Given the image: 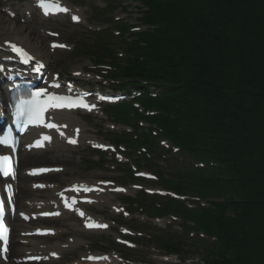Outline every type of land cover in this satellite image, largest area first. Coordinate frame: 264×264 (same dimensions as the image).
I'll return each instance as SVG.
<instances>
[{
  "label": "trees",
  "instance_id": "16d2710c",
  "mask_svg": "<svg viewBox=\"0 0 264 264\" xmlns=\"http://www.w3.org/2000/svg\"><path fill=\"white\" fill-rule=\"evenodd\" d=\"M141 2L153 29L120 71L130 88H160L159 99L145 100L161 113L152 122L216 165L184 182L223 201L192 218L217 239L206 264H264V0Z\"/></svg>",
  "mask_w": 264,
  "mask_h": 264
},
{
  "label": "rangeland",
  "instance_id": "374dc122",
  "mask_svg": "<svg viewBox=\"0 0 264 264\" xmlns=\"http://www.w3.org/2000/svg\"><path fill=\"white\" fill-rule=\"evenodd\" d=\"M70 1L73 4L81 5L82 6V12H83V23L85 25L82 26H72L68 23L67 19H63L61 21H54V22H42L38 17H31L33 18L29 23H24L21 18H18L16 21H10L13 23V26H15L17 31L20 35H27L31 37L32 42L37 44L41 48V53L43 54V57L46 61H48L51 68H53L55 71H59L60 73H69L70 75L74 70H83L85 73L89 75V79L91 83L95 85L101 84V86L105 88H109V84L107 82H102L98 78L99 76V69L92 68L91 61L89 60V56H96V57H106V55L101 51L96 49L94 46H91L93 42H95V37L90 35L87 31H89L87 28L88 26H92L94 28H100L103 29L102 31L106 30V32L109 33L110 30L114 29V23H121L126 26H131L133 28V32L138 29L140 22L143 23V16L146 11L140 12L141 6L144 7V4L139 0H132V2H126V0H117L118 4H123V9H117V10H111L108 11V9L105 7V1L100 0H65ZM27 2V0H21L20 3ZM115 5V4H112ZM104 11L110 13V15L104 16L103 18H96L92 11ZM95 15L100 16L101 14L99 12H94ZM7 19L6 15L0 13V22H3ZM120 19V20H117ZM87 23V25H86ZM4 26L3 24H1ZM14 28V29H15ZM57 31L60 33V41L67 42L74 46L73 52H56L54 54L49 53L47 50V42L48 39L44 36V30H50ZM120 32H122L123 28L118 29ZM90 32V31H89ZM112 33V32H110ZM113 34V33H112ZM133 34V33H132ZM44 39V40H43ZM105 40H98L96 43H104ZM95 45V43H93ZM83 51H88L90 54L88 56H81L76 57L73 55V53L79 48ZM139 50L136 48V44L133 43V37H132V55H135ZM121 52H118V55H120ZM109 61L110 60H106ZM96 71V72H92ZM79 83H84L83 78L79 77L75 80ZM78 120H80L81 124L85 127H88L89 131L91 133H94L93 130H98V139H104V127L107 128L109 124H111L110 120L106 121H99V119H94L92 117H86L88 120L83 123L80 117H75ZM84 119V118H83ZM146 126H143L142 129H145ZM134 131L132 130V134L134 135ZM106 135V134H105ZM104 140H108L105 138ZM159 146H161L160 142H157ZM140 150L134 149L132 151V162L137 161L136 157L138 156ZM69 155L73 157V163H69L67 168H65V172L60 175V178L63 179L61 183L67 184L68 182L76 179H83V180H90V179H111L112 181L127 186L128 184L132 183V191L128 192L126 196L122 197H114L111 196L112 199H119L123 202V199L126 197L135 198L136 192H133V186H143L149 189H155V190H163L158 183L159 180L155 183H146L143 181H137L138 179L135 178L136 172H148L146 168H137V170L132 169V182H122L120 178L122 177V173L118 172V168L116 170L112 167L111 159L112 156L107 155L104 162L106 163L105 166H102V164H98L96 162H93L92 165L82 164V161L92 160L94 158V153L90 152L88 150L79 148L76 150H72L71 152L68 151ZM177 159L178 163L173 160V158H169L167 160L164 158L165 161L162 159H157L155 163H158L160 165L161 169V175L163 176V180H171L174 182V185H176L179 188H182L184 182H190L192 183L195 181L193 178L185 179V177L188 176H194V174L189 175L187 172H183L182 170V158L178 157ZM154 172V171H153ZM155 173V172H154ZM166 175V176H165ZM195 177V176H194ZM58 179V178H56ZM59 180V179H58ZM61 181V180H60ZM129 188V186H127ZM158 187V188H157ZM160 187V188H159ZM126 209L131 213L130 217L127 219L122 218L121 216H114L110 215L109 211L105 210L104 213L105 218H111V221L115 223L116 221H122V224L126 226L127 228L132 229V231L136 234L135 238L132 239L133 242L138 244V247L132 252V255L129 257L131 260H134L137 263H144V264H203L201 259V256L198 253L189 254L191 260L187 261L186 263H181V261L176 260V258H172L171 262H162L161 261V255L164 254L159 253L157 250H155L151 244L150 247H147L145 245H141L139 242H141L142 237H144L143 231H146L150 235L154 232L151 230V227L155 229L156 225L154 226L152 220L148 218L144 213L140 211L131 210L126 205H124ZM227 216L234 217L233 213L230 211L228 212ZM66 223L70 225L71 227L66 229V236H71L74 238H85L89 243L92 242V246L94 248H97L99 244L97 243L99 240L103 243H105L104 247L110 249V242L113 241V238L115 236V230H113L112 236H110L109 233L99 234V235H91V234H83L80 232L79 227L73 222V220H66ZM158 228V227H156ZM160 229V228H158ZM164 229L166 232H177L178 234L182 233V230L180 228H177V226H168L166 224V228L164 226ZM163 229L157 230L161 231ZM138 235L140 237H138ZM66 236H64L62 239L58 240L59 243L66 242ZM102 237V238H101ZM42 243H47V241H41ZM106 242L108 243L106 245ZM154 245V244H153ZM111 250V249H110ZM70 255L74 256V259L78 258L82 253H73L71 252ZM186 256V255H185ZM67 257V256H66ZM207 256H204V259ZM184 258V257H183ZM75 261V260H74ZM67 262V260L65 261ZM59 263V264H64Z\"/></svg>",
  "mask_w": 264,
  "mask_h": 264
},
{
  "label": "bare ground",
  "instance_id": "6f19581e",
  "mask_svg": "<svg viewBox=\"0 0 264 264\" xmlns=\"http://www.w3.org/2000/svg\"><path fill=\"white\" fill-rule=\"evenodd\" d=\"M29 11V9H27ZM15 26H13V23L8 22V25L6 27H2L1 29L5 32L7 29V32H5L4 40L11 39L12 41L17 42L18 44L23 45L26 49H28L31 53L34 54V56L41 60V52L39 46H36L32 43V40L29 36H20L18 31H14L13 29ZM15 30H18L15 28ZM5 56V55H4ZM58 123H60L61 126L65 125L68 129H72L74 127H79L78 123L75 119L70 117V114L67 113H61L57 114L53 117ZM33 139V136L30 137V140ZM72 139V138H68ZM91 140L88 138H84L83 135L81 137V142L83 145L86 142H90ZM66 142L67 139H64V142L61 138H54L53 143L51 144L50 148H46L45 151L42 152H31L27 157L23 160L20 159V166L23 169V176H20V183L16 187L18 190V209L20 212H26L31 211L33 215H36V223L40 221L42 218L41 215L46 212H53V213H59V210L61 209L60 203L56 197V194L59 191L58 186L53 185H44L45 189H51L52 195H46L45 190L39 191L37 188H34L35 182H37V179L34 178L30 170L27 171L26 169L35 165V167H38L35 163H42V162H48L47 166H66L71 162L70 155L65 154L66 152ZM95 142V141H94ZM28 146V142L26 143ZM46 151L49 152L46 154ZM43 156H36L39 153H44ZM47 155H51V159L47 158ZM50 163V164H49ZM40 167V166H39ZM25 169V170H24ZM30 169V168H29ZM36 169V168H34ZM47 182H52V179L54 178V175H50L46 178ZM78 183V181H73L72 184ZM59 185V184H57ZM100 203H103V205L110 204V200L104 197L99 198L98 205L100 206ZM63 218L60 217L59 220ZM43 223H50V221H44ZM58 227L65 228L68 227V225H64L61 220L57 221ZM13 224L17 225V235H15V239H17L18 242L12 243L10 253L11 258L14 259H22L30 256H37L38 259H40V262L42 264H56L55 261L51 259L52 254L56 255H62L63 249L59 245H55L54 243H47L44 247H39L37 244H35L32 239L28 238L26 235H29L32 231L27 229V227L23 226L21 222H13ZM37 225V224H36ZM45 225V224H44ZM51 228L56 231L55 228H52L51 226L46 227ZM35 230V229H34ZM60 231V230H59ZM57 232V231H56ZM59 234V233H58ZM20 243V244H19ZM74 245H77L76 243H73ZM35 257V258H37ZM110 259V258H109ZM165 261V260H164ZM166 262H170L167 261ZM0 264H3V261L0 259ZM76 264H88L86 260L84 262H79ZM99 264H109V262L104 261Z\"/></svg>",
  "mask_w": 264,
  "mask_h": 264
},
{
  "label": "snow or ice",
  "instance_id": "6c2138e0",
  "mask_svg": "<svg viewBox=\"0 0 264 264\" xmlns=\"http://www.w3.org/2000/svg\"><path fill=\"white\" fill-rule=\"evenodd\" d=\"M44 12V15H49L55 14V13H63L67 12L68 9L59 6L58 3H49L47 0H39V5H38ZM72 19L74 21H78L79 18L77 16H73ZM9 47L13 52H15L17 55H19L24 63H28L29 60L32 59L31 56L28 55L23 49L17 47L14 44H9ZM52 47H64L63 45H52ZM39 68H37V71ZM55 86V85H54ZM44 93L41 92H36L33 94V99L26 104L22 105V110L19 112V115L21 116H26V126L27 125H33V126H42L44 128L48 129H57L58 125L54 123H45L44 120V113L48 109H72L76 107H82L85 108L89 111L92 110L94 106H89L87 104L83 103H77L73 102L71 100L66 99L65 97H60V96H49L47 101L41 103L39 100V97L43 96ZM79 130L77 129V132ZM61 136L64 134L61 132ZM51 137L48 135H43L40 140L36 141L35 147H43L45 142H50ZM68 143L70 144H75L76 140L75 139H69ZM0 146H7L9 148H13L12 143L10 142L8 137L0 138ZM14 150V149H13ZM39 172H45L48 171V169H39L37 170ZM32 174H36L35 172ZM0 175H3L5 177H8L10 175L14 176V169L12 167V161L9 156H0ZM38 187H42V185H38ZM119 191H123V189H118ZM7 191L11 193V186L9 185L7 187ZM0 215H2V212H0ZM45 215H48L47 213ZM58 215V213H57ZM81 216H83V213H80ZM26 218V217H25ZM86 227L88 228H105L107 225H101V224H96V223H87ZM0 241H3L4 245H7L8 241V229L4 226L2 222H0ZM4 251H7V248L5 247L3 249ZM34 259H38L34 258ZM89 259H94L92 257H89ZM104 259H107L106 257Z\"/></svg>",
  "mask_w": 264,
  "mask_h": 264
}]
</instances>
